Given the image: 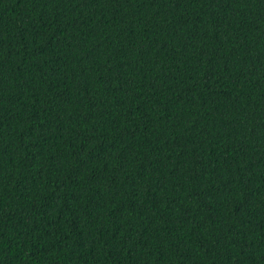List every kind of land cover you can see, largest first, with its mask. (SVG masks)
Returning <instances> with one entry per match:
<instances>
[{"label": "trees", "instance_id": "obj_1", "mask_svg": "<svg viewBox=\"0 0 264 264\" xmlns=\"http://www.w3.org/2000/svg\"><path fill=\"white\" fill-rule=\"evenodd\" d=\"M0 264H264V0H0Z\"/></svg>", "mask_w": 264, "mask_h": 264}]
</instances>
